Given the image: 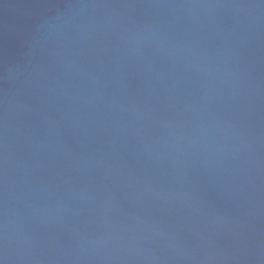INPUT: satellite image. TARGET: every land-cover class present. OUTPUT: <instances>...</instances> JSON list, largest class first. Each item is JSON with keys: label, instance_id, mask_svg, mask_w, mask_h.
Returning <instances> with one entry per match:
<instances>
[{"label": "water", "instance_id": "95a60500", "mask_svg": "<svg viewBox=\"0 0 264 264\" xmlns=\"http://www.w3.org/2000/svg\"><path fill=\"white\" fill-rule=\"evenodd\" d=\"M0 264H264V0H0Z\"/></svg>", "mask_w": 264, "mask_h": 264}]
</instances>
